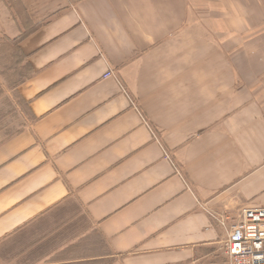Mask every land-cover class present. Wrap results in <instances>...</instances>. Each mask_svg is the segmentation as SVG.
I'll return each instance as SVG.
<instances>
[{
    "label": "crops",
    "instance_id": "0c3cea01",
    "mask_svg": "<svg viewBox=\"0 0 264 264\" xmlns=\"http://www.w3.org/2000/svg\"><path fill=\"white\" fill-rule=\"evenodd\" d=\"M19 3L31 120L0 137V264H229L264 207V0Z\"/></svg>",
    "mask_w": 264,
    "mask_h": 264
},
{
    "label": "rangeland",
    "instance_id": "374dc122",
    "mask_svg": "<svg viewBox=\"0 0 264 264\" xmlns=\"http://www.w3.org/2000/svg\"><path fill=\"white\" fill-rule=\"evenodd\" d=\"M8 2L13 16L23 25L22 34H27L34 28L28 13L19 0ZM17 42V39L0 36V137L18 132L31 120L27 104L20 97V87L30 78L31 68Z\"/></svg>",
    "mask_w": 264,
    "mask_h": 264
},
{
    "label": "built area",
    "instance_id": "2783aa9c",
    "mask_svg": "<svg viewBox=\"0 0 264 264\" xmlns=\"http://www.w3.org/2000/svg\"><path fill=\"white\" fill-rule=\"evenodd\" d=\"M114 76L113 72L105 78ZM223 227L224 221H220ZM225 250L229 264H264V207L243 209L228 232Z\"/></svg>",
    "mask_w": 264,
    "mask_h": 264
},
{
    "label": "trees",
    "instance_id": "16d2710c",
    "mask_svg": "<svg viewBox=\"0 0 264 264\" xmlns=\"http://www.w3.org/2000/svg\"><path fill=\"white\" fill-rule=\"evenodd\" d=\"M33 27L34 28L31 31H29L27 34H21L18 38H16L17 41H18L17 42L18 43V48H19V45H20L21 41L24 40L26 37H28V35L31 34L36 29L35 26H33Z\"/></svg>",
    "mask_w": 264,
    "mask_h": 264
}]
</instances>
